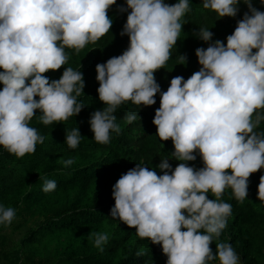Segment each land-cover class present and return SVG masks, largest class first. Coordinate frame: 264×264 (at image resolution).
<instances>
[{"label":"clouds","instance_id":"1","mask_svg":"<svg viewBox=\"0 0 264 264\" xmlns=\"http://www.w3.org/2000/svg\"><path fill=\"white\" fill-rule=\"evenodd\" d=\"M116 2L0 0V68L4 70L0 72L4 85L0 145L10 154L23 158L35 153L37 143H44L45 137L29 126L36 110L42 113L38 119L44 125L81 112L84 105L77 98L85 88L83 73L68 67L60 79L51 81L44 74L67 63L65 48L79 52L107 34L113 26L108 9ZM126 2L131 9L122 33L130 37L123 43L127 50L96 66L99 99L106 107L91 115L94 139L108 144L110 132L121 131L114 113L124 102L152 106L156 95L161 98L153 120L157 135L161 141L172 139V155L182 163L172 171L163 159L158 165L163 175L142 164L122 174L113 188L111 217L135 228L140 238L162 245L166 264H212L217 259L219 264H240L232 244L219 242L232 213V205L221 197L231 188L242 202L248 196L250 176L264 168V131H255L264 121L260 111L264 110V12L253 7L252 0H244L251 14L238 21L226 46L216 40L206 50L197 48L203 67L185 80L187 73L185 79L173 75L177 61L186 62L178 37L181 19L191 11L189 0ZM239 2L203 0V8L221 18L235 17ZM198 35L207 42L214 34L201 28ZM166 62L170 69L158 76ZM138 118L129 113L124 119L130 124ZM81 139L79 128L67 132L70 149H76ZM196 149L202 154L197 160ZM188 161L205 166L196 170ZM61 162L68 167L74 160ZM40 179L45 193L55 191V180ZM209 190L216 199L208 198ZM258 199L264 201V175ZM15 216V209L0 205V224L11 225ZM93 237L102 252L108 234L93 232L89 239ZM214 240L218 241L215 254L210 247ZM142 254L143 250L137 253Z\"/></svg>","mask_w":264,"mask_h":264},{"label":"trees","instance_id":"2","mask_svg":"<svg viewBox=\"0 0 264 264\" xmlns=\"http://www.w3.org/2000/svg\"><path fill=\"white\" fill-rule=\"evenodd\" d=\"M164 1L167 4L179 2V0ZM189 5L191 11L181 19L182 30L179 41L182 44L181 55L186 57V62L181 64L178 60L176 68L188 66L195 73L203 67L199 64V59L194 57L196 49L204 42L198 34L201 28H207V24L213 21L214 11L204 9L203 0H189ZM122 7L127 11H121ZM130 12L126 0H117L116 4L110 6L108 16L112 19L113 26L103 37L111 40L112 44L114 41L116 44H123L124 41L130 40L125 33L122 35ZM204 19L206 22H203ZM94 43H100V39ZM66 49L69 58L65 67L62 66L55 71L49 70L44 75L51 81V74L53 77L57 76L53 80H58L68 67L81 71L85 88L77 101L84 107L78 115H73L66 121H54L50 125H44L39 121L38 117L42 113L39 109L36 110L29 126L36 128L45 139L43 144L37 143L33 154L17 158L0 145V201H4L16 210V216H20L18 223L28 225L25 242L46 237L49 241L60 243L67 255H61L62 250L59 249L58 260L64 264H162L163 260H167L162 245L153 244L148 238H140L135 228H129L122 221L111 217V208L115 205L112 194L114 187L111 185L109 189L108 181L103 185L98 183L100 179L96 175L98 169H101V171L114 172L109 178L115 176L114 174L120 178L137 164H142L150 170H155L158 175H163L158 165H152L155 163L154 160L150 162L152 164L141 161L144 156H149L150 149L159 147L161 140L157 132L155 133L156 127H151L148 118L150 115L143 110V105L137 106L127 101L114 113L121 131L110 132L108 144L97 143L91 130L90 119L92 113L103 110L106 105L99 99L100 84L96 79L98 75L96 66L106 64L109 60L106 57L110 54H102L103 46L95 47L87 53L85 47L79 52L75 49ZM156 71L159 72V69ZM35 99L39 100V96ZM129 113L136 114L139 118L129 124L124 119ZM260 125L262 128L255 131H264V121ZM74 128H79L82 139L76 149H70L66 143V135ZM152 155L156 156V153ZM69 158L78 163L65 167L61 161ZM85 160L89 162L80 165ZM126 164L128 165L124 171L116 173ZM187 164L196 169L195 161ZM227 171L231 173V169ZM261 175H264V168L250 176L248 196L242 202L236 200L231 188L226 189L221 197L223 202L232 205V213L227 219L226 228L222 231L219 242L232 244L240 257V264H264V201L258 199ZM40 177L68 186L73 185L74 182L80 184V181L86 179L92 186L89 190L82 191L74 185L72 190L68 189L63 192V196H58L42 190L44 180ZM207 195L210 200L216 199L210 190ZM93 232H104L109 236L102 252L94 246V237L89 239ZM217 242L214 240L210 244L214 254ZM24 245L28 247L29 243ZM141 250L143 254L138 256L137 253ZM53 251L57 252L50 250L51 255L47 254L48 258H53ZM212 264H219V260Z\"/></svg>","mask_w":264,"mask_h":264},{"label":"rangeland","instance_id":"3","mask_svg":"<svg viewBox=\"0 0 264 264\" xmlns=\"http://www.w3.org/2000/svg\"><path fill=\"white\" fill-rule=\"evenodd\" d=\"M165 2V1H164ZM252 5L256 9L264 12V2L262 0H252ZM238 13L235 17H219V15L214 12V18L212 19L213 21L207 24V29L213 32V37L211 41H204L199 48L203 47L205 50L207 47L210 46V44L214 43L216 40H221L227 45V36L231 35L234 33V30L236 27H238V21L243 19L245 13H249V8L248 5L244 3V0H240L238 4ZM203 22H206L204 19ZM180 40V36L178 37ZM93 42H89L88 44L85 45V48H87V51L89 52L90 50L95 49V47H100L103 46L104 49L101 51L102 54L108 55L106 59H111L113 58L112 55L119 56L122 55L127 49L124 47L123 44H116L115 41L113 44L115 46L112 47V42L108 38H100V43L93 44ZM123 45V46H122ZM59 46V45H58ZM256 51V49H253ZM65 51L67 49L65 48ZM84 53V54H86ZM82 55L83 57L85 55ZM194 57L198 59L196 53L194 54ZM65 67V65H64ZM170 69V66L166 64L164 67L161 69V72H159L162 75H165L167 70ZM4 71L2 68H0V72ZM185 73L188 74V77L185 79ZM194 73V70L190 67H181L176 71V73L173 75V77L176 76H183L185 80L191 77V75ZM57 78V76L53 77V74H51V80ZM30 82V81H29ZM4 87L3 83L0 82V90H2ZM170 87V84L163 90V92H166L167 89ZM156 103L152 106H142L143 110L150 115L149 121L151 127H156L154 125L153 120L156 114V109L160 107V102L161 98H155ZM264 111V110H260ZM262 128L261 125L258 126L257 129ZM157 132V127L156 131ZM167 147L169 150H167ZM173 148V150L171 149ZM175 151L174 143L171 138H169L167 141H160L159 147L155 149H150L148 152L150 153L149 156H144L143 157V162L150 163L152 160L155 161L154 164L152 165H159L163 159L168 160V163L171 165L172 171L175 170V167L178 166L179 163H182V161H179L174 158L172 155ZM156 153V156H153L152 154ZM193 155L196 156V160L199 158H202V154L200 153L199 149H196L193 153ZM148 157V158H146ZM147 159V160H146ZM195 160V161H196ZM148 161V162H147ZM89 160H85L82 164L88 163ZM192 162V161H188ZM78 163V162H74ZM127 165H124L120 170H117L116 173H119L120 171H124V169L127 168ZM189 166V165H188ZM205 165L203 163L196 164V170H199L200 168L204 167ZM114 172H106V171H101V169H98L97 174L98 175V183H102V185L105 183V181H108L107 186L112 185L114 187L115 183L118 181L119 177L114 174L115 176L110 177L109 175L113 174ZM171 174V173H170ZM96 178V177H95ZM94 178V180H95ZM88 180V179H87ZM90 181V180H88ZM91 180L90 182H92ZM75 183V182H74ZM71 186L68 185H59V182L57 183V187L55 191H52L53 195H61L63 196V192L66 190L70 189L72 190L74 185L76 186L77 189H82V191H87L91 188L92 184L87 182L86 179L83 181H80V184H74ZM110 183V185H109ZM59 191H62V193H59ZM58 193V194H57ZM68 193V192H67ZM70 198V197H69ZM0 205L4 206L5 208L9 207L8 204H6L4 201H0ZM20 221V216H15L14 220L12 221L11 225L5 226L3 224H0V264H64L63 262L59 261L58 258L60 257V254L58 253L62 248L61 244L55 241H49L46 237H41L37 238L31 242H25L24 239L27 238L28 236V225L26 223H18ZM25 244L29 243V246L26 247ZM29 249V253H28ZM50 250H57V252L53 251V258H48V255L50 254ZM61 255H67V253L62 250ZM167 260H163L162 264H166ZM66 264V263H65Z\"/></svg>","mask_w":264,"mask_h":264}]
</instances>
